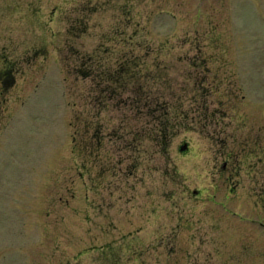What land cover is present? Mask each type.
Wrapping results in <instances>:
<instances>
[{
	"label": "rangeland",
	"instance_id": "374dc122",
	"mask_svg": "<svg viewBox=\"0 0 264 264\" xmlns=\"http://www.w3.org/2000/svg\"><path fill=\"white\" fill-rule=\"evenodd\" d=\"M0 264H264V0H0Z\"/></svg>",
	"mask_w": 264,
	"mask_h": 264
},
{
	"label": "flooded vegetation",
	"instance_id": "af4514ba",
	"mask_svg": "<svg viewBox=\"0 0 264 264\" xmlns=\"http://www.w3.org/2000/svg\"><path fill=\"white\" fill-rule=\"evenodd\" d=\"M165 124H166V123H165ZM165 127H168V128H169V127H170V125H167V124H166V126H165ZM163 130H166V129H163Z\"/></svg>",
	"mask_w": 264,
	"mask_h": 264
},
{
	"label": "trees",
	"instance_id": "16d2710c",
	"mask_svg": "<svg viewBox=\"0 0 264 264\" xmlns=\"http://www.w3.org/2000/svg\"><path fill=\"white\" fill-rule=\"evenodd\" d=\"M163 129H165V127Z\"/></svg>",
	"mask_w": 264,
	"mask_h": 264
}]
</instances>
